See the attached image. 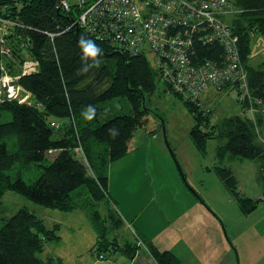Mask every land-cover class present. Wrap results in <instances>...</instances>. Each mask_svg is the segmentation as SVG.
Returning <instances> with one entry per match:
<instances>
[{"label":"trees","instance_id":"obj_1","mask_svg":"<svg viewBox=\"0 0 264 264\" xmlns=\"http://www.w3.org/2000/svg\"><path fill=\"white\" fill-rule=\"evenodd\" d=\"M58 1L0 0L1 15L25 26L10 36L15 48L14 56L23 60L19 44L25 41L28 42L29 57L41 64L37 74L24 76L20 80L22 86L33 94L38 106L10 100L0 104V202L5 193L11 191L38 205L72 212L81 208L76 199L78 194L73 195V192L82 186L86 187L93 200L103 202L107 197L112 204L108 192L109 162L128 153L129 142L145 125L147 94L159 88V79L147 56L131 55L87 36L82 30L77 33V28L72 27V13L59 10ZM232 2L240 10L230 19V24L239 36L240 54L248 71L251 99L241 101L237 91L229 90L236 93L244 114L248 113L250 102L256 110L255 114L251 117L246 114L226 117L219 123L211 124V115L209 112L207 114L204 102L198 105L173 93L185 102L195 118L191 139L196 148L204 151L211 139L220 141L214 171L230 196L236 199L241 211L247 215L258 208L263 198L245 196L233 169L227 163L244 159L257 161L264 193V63L257 68L250 65L252 39L257 33L264 35V0ZM49 34H54V38ZM85 37L96 41L103 50V57L99 64L82 72V53L78 42ZM201 53L215 60L223 55V48L205 47ZM2 61L0 45V75ZM121 98L129 102L130 113L110 116L109 112L101 109L103 104ZM88 105L96 110L92 119L82 115ZM5 113L11 114V121H2ZM54 119L65 121L55 122ZM207 126L211 127L207 129ZM12 136L18 140L19 152L16 154L9 152L6 142V138ZM92 141L107 147L105 153L97 155V159L90 152ZM79 147L83 148L90 168L95 169L93 176L75 156L74 151ZM52 151L59 154L49 161L48 156ZM17 163L35 164L41 166L43 171L32 184L22 178L13 181L5 176V172ZM90 215L98 232L94 249L105 255L121 251L122 247L106 238L98 211ZM115 220L118 224L124 223L121 217ZM60 230L59 224L50 228L34 212L27 208L20 209L6 219L0 228V264H60L59 259L40 257L46 244L60 241ZM144 241L157 264H181L173 252ZM141 249L130 245L124 248L123 254L134 259Z\"/></svg>","mask_w":264,"mask_h":264},{"label":"rangeland","instance_id":"obj_2","mask_svg":"<svg viewBox=\"0 0 264 264\" xmlns=\"http://www.w3.org/2000/svg\"><path fill=\"white\" fill-rule=\"evenodd\" d=\"M24 57H28V54L25 53ZM262 63L264 35L257 33L252 39L250 65L257 68ZM207 95H212L208 101L205 97L203 99L207 114L209 112L211 115V124L235 115H252L244 114L234 91L211 89ZM26 96L27 102L24 104L38 106L31 95H20L19 98ZM146 107L148 115L145 125L133 136L128 153L109 162L111 193H118L125 207L133 201L138 203L139 223L148 227L147 230L155 229L160 249L173 252L181 264H264V193L259 181L258 162L244 159L227 163L233 169L245 196L263 198L256 210L245 215L214 171L220 141L211 139L204 151L196 148L191 139L195 118L185 102L179 100L173 90H165L159 80V88L147 94ZM101 109L109 112L110 116L130 113V105L125 98L105 103ZM11 120V114L5 113L2 121ZM93 141L90 152L97 159V155L105 153L107 147ZM6 142L10 153L19 152L17 137L6 138ZM74 153L93 176L95 169L88 165L83 148L79 147ZM58 154V151H52L48 156L49 161ZM42 171L43 168L35 164L17 163L5 172V176L13 181L22 178L32 184ZM73 195H77L81 208L70 213L38 205L18 193L8 191L0 202V228L6 219L27 208L43 219L48 227L55 224L61 226L60 241L46 244L41 258L53 257L59 259L60 264H110L118 259L124 264H132L129 256L123 254L124 251L115 254L108 252L104 260L93 252L98 232L90 213L97 210L108 241L118 244L121 249L132 245L148 250L144 239L135 230L140 228L139 225H128V220L126 224L117 223L115 219L121 216L112 200V204L107 197L103 202L93 200L85 186L74 191ZM159 206L163 211L158 216L154 211ZM181 209L190 210L189 215L183 217L185 211L180 212ZM193 210L198 211L199 219L194 217ZM179 220L187 222L189 229L182 227ZM156 222H159V226L161 223L159 231L158 226L154 228L158 224ZM171 232H184L183 241L177 244L168 237ZM137 237L142 244H139Z\"/></svg>","mask_w":264,"mask_h":264},{"label":"built area","instance_id":"obj_3","mask_svg":"<svg viewBox=\"0 0 264 264\" xmlns=\"http://www.w3.org/2000/svg\"><path fill=\"white\" fill-rule=\"evenodd\" d=\"M57 7L72 13V27L87 36L131 55L147 56L160 82L186 100L202 105L211 89L235 90L241 101L251 99L239 36L230 24L240 10L231 0H59ZM23 28L0 13V104L6 100L24 104L28 96L20 95L33 96L20 80L37 74L41 64L29 55L24 57L29 53L28 42L19 44L23 60L14 56L10 42V36ZM211 46L223 48L219 59L201 53ZM250 103L247 112L253 115L256 110ZM137 240L142 244L139 237ZM93 252L100 260L106 258L96 249Z\"/></svg>","mask_w":264,"mask_h":264},{"label":"crops","instance_id":"obj_4","mask_svg":"<svg viewBox=\"0 0 264 264\" xmlns=\"http://www.w3.org/2000/svg\"><path fill=\"white\" fill-rule=\"evenodd\" d=\"M209 92V91H208ZM207 92V93H208ZM207 93H206V95L204 96L205 98H206V101H208L209 100V98H211V96L212 95H207ZM204 99V98H203ZM204 102V101H203ZM205 103V102H204ZM133 140V139H132ZM130 143V142H129ZM113 170V169H112ZM112 172V171H111ZM111 176H112V174H111ZM125 184H126V182H125ZM110 189H111V187H110V179H109V187H108V192H109V195H110V197H111V199H112V201L115 203V205H116V207L118 208V210H119V212H120V216H121V218L123 219V221H124V223L126 224V222H127V220H128V222H129V224L128 225H132L133 226V224H135V225H139V229H135V230H137V233L138 234H140V236L144 239V240H146V241H148V242H155L156 244V246H158L159 248L161 247V245H160V243L158 242V238H159V236L157 235V234H155L156 233V230L154 229V231L153 230H147L148 229V227H146L145 225H142V224H140L139 222V220H140V214L138 213V210H137V208H138V203L137 202H131V205H129V206H124V200H123V198H121L120 197V195L117 193V194H113V193H111V191H110ZM159 209V210H158ZM161 210L163 211V208H161L160 206H159V208H157L154 212L156 213V215H161L159 212H161ZM75 211V210H74ZM74 211H72V212H74ZM183 211H185L184 212V214H183V217H187V215H189V213H190V210L188 211L187 209H181L180 210V212H183ZM72 212H70V213H72ZM193 212L195 213V215H194V217L196 218V219H199V213H198V211L196 210V211H194L193 210ZM170 212H166V214H169ZM165 215V214H164ZM174 217H176V216H174ZM156 220V219H155ZM187 220V219H186ZM130 221H132V222H130ZM157 221V220H156ZM133 223V224H132ZM156 223H158V224H155V226H154V224H153V226H154V228H156L157 229V226L159 227L158 228V230L157 231H159V229L161 228V223H160V226H159V222H156ZM169 223V222H168ZM178 223H180L181 225H182V227H185L186 229H189V228H187V226H189V224L187 223V222H181V220H179L178 221ZM149 226V225H148ZM142 227V228H141ZM183 233L184 232H182V233H178V234H176L175 232H171V233H168V237H170L171 239H173V240H175L176 242H177V244H178V242L180 243V242H182L183 241V239H184V235H183ZM154 236V237H153ZM154 244V243H153ZM176 246H178V245H176ZM185 248H186V246H184ZM239 250V249H238ZM170 251V250H169ZM240 251V250H239ZM178 252V251H177ZM240 254H241V252H240ZM179 256V255H178ZM130 260H131V262H132V264H157L156 262H155V260L153 259V257L151 256V254H150V252L148 251V250H144V249H141V251H140V253L134 258V259H131L130 258ZM247 259H245V261H246ZM125 262L124 261H122L121 259H118L116 262H113V263H110V264H124ZM180 263H181V260H180Z\"/></svg>","mask_w":264,"mask_h":264},{"label":"clouds","instance_id":"obj_5","mask_svg":"<svg viewBox=\"0 0 264 264\" xmlns=\"http://www.w3.org/2000/svg\"><path fill=\"white\" fill-rule=\"evenodd\" d=\"M78 43L82 53L80 70L82 72H87L90 67L100 63V60L103 57V50L95 40L90 38H81ZM95 111L96 110L92 105H88L83 110L82 115L87 119H92L95 115Z\"/></svg>","mask_w":264,"mask_h":264},{"label":"water","instance_id":"obj_6","mask_svg":"<svg viewBox=\"0 0 264 264\" xmlns=\"http://www.w3.org/2000/svg\"><path fill=\"white\" fill-rule=\"evenodd\" d=\"M79 32V30H77V33ZM124 251V249H121V252H123Z\"/></svg>","mask_w":264,"mask_h":264}]
</instances>
